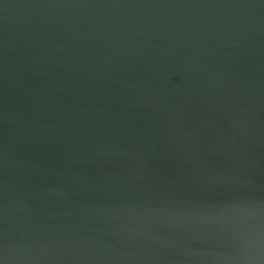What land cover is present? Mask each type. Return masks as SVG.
Here are the masks:
<instances>
[{
	"label": "water",
	"instance_id": "water-1",
	"mask_svg": "<svg viewBox=\"0 0 264 264\" xmlns=\"http://www.w3.org/2000/svg\"><path fill=\"white\" fill-rule=\"evenodd\" d=\"M0 264H264V0H0Z\"/></svg>",
	"mask_w": 264,
	"mask_h": 264
}]
</instances>
